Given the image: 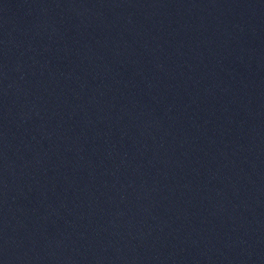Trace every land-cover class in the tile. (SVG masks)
<instances>
[{
    "label": "water",
    "instance_id": "water-1",
    "mask_svg": "<svg viewBox=\"0 0 264 264\" xmlns=\"http://www.w3.org/2000/svg\"><path fill=\"white\" fill-rule=\"evenodd\" d=\"M0 264H264V0H0Z\"/></svg>",
    "mask_w": 264,
    "mask_h": 264
}]
</instances>
